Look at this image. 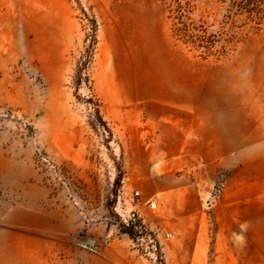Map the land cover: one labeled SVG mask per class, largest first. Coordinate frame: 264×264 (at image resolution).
<instances>
[{
	"label": "rangeland",
	"instance_id": "374dc122",
	"mask_svg": "<svg viewBox=\"0 0 264 264\" xmlns=\"http://www.w3.org/2000/svg\"><path fill=\"white\" fill-rule=\"evenodd\" d=\"M0 264H264V0H0Z\"/></svg>",
	"mask_w": 264,
	"mask_h": 264
},
{
	"label": "built area",
	"instance_id": "2783aa9c",
	"mask_svg": "<svg viewBox=\"0 0 264 264\" xmlns=\"http://www.w3.org/2000/svg\"><path fill=\"white\" fill-rule=\"evenodd\" d=\"M135 195H136V197H139L140 196V192H136ZM150 207L152 209H154L155 208V204L154 203H151L150 204ZM150 238H152V241H155V239L152 236H150Z\"/></svg>",
	"mask_w": 264,
	"mask_h": 264
}]
</instances>
